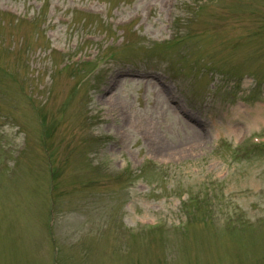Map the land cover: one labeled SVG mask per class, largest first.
<instances>
[{
  "label": "rangeland",
  "instance_id": "1",
  "mask_svg": "<svg viewBox=\"0 0 264 264\" xmlns=\"http://www.w3.org/2000/svg\"><path fill=\"white\" fill-rule=\"evenodd\" d=\"M162 1L0 0V264H264V0Z\"/></svg>",
  "mask_w": 264,
  "mask_h": 264
},
{
  "label": "bare ground",
  "instance_id": "2",
  "mask_svg": "<svg viewBox=\"0 0 264 264\" xmlns=\"http://www.w3.org/2000/svg\"><path fill=\"white\" fill-rule=\"evenodd\" d=\"M232 131H235V130H232ZM238 131H239V130H236L237 133H238ZM239 133H240V132H239ZM239 133H238V134H239Z\"/></svg>",
  "mask_w": 264,
  "mask_h": 264
}]
</instances>
